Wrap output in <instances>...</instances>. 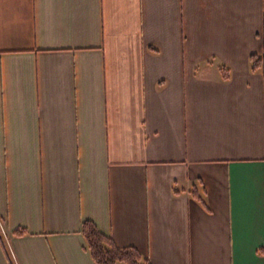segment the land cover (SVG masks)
I'll return each instance as SVG.
<instances>
[{"label": "crops", "instance_id": "0c3cea01", "mask_svg": "<svg viewBox=\"0 0 264 264\" xmlns=\"http://www.w3.org/2000/svg\"><path fill=\"white\" fill-rule=\"evenodd\" d=\"M253 55L264 0H0V264H96L85 220L152 264H264Z\"/></svg>", "mask_w": 264, "mask_h": 264}, {"label": "trees", "instance_id": "16d2710c", "mask_svg": "<svg viewBox=\"0 0 264 264\" xmlns=\"http://www.w3.org/2000/svg\"><path fill=\"white\" fill-rule=\"evenodd\" d=\"M263 57L253 55L251 65L253 70L262 67ZM228 78V74L224 75ZM192 196L208 209L205 198L198 193L196 188L191 190ZM25 228H17L15 235L22 236L27 234ZM82 234L86 241V248L90 252L96 264H152L149 257L144 256L136 247H120L115 240L103 233L92 220H85L82 225ZM264 254V248L258 251Z\"/></svg>", "mask_w": 264, "mask_h": 264}, {"label": "built area", "instance_id": "2783aa9c", "mask_svg": "<svg viewBox=\"0 0 264 264\" xmlns=\"http://www.w3.org/2000/svg\"><path fill=\"white\" fill-rule=\"evenodd\" d=\"M0 229H1V231L3 232V234L5 235V238L8 240V238H7V232H6L5 226L2 224L1 221H0Z\"/></svg>", "mask_w": 264, "mask_h": 264}]
</instances>
